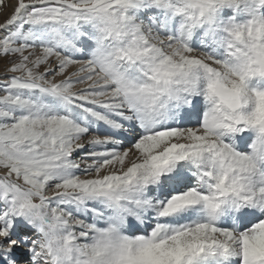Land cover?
<instances>
[{"label": "snow or ice", "instance_id": "1", "mask_svg": "<svg viewBox=\"0 0 264 264\" xmlns=\"http://www.w3.org/2000/svg\"><path fill=\"white\" fill-rule=\"evenodd\" d=\"M0 57V264H264V0H16Z\"/></svg>", "mask_w": 264, "mask_h": 264}, {"label": "rangeland", "instance_id": "2", "mask_svg": "<svg viewBox=\"0 0 264 264\" xmlns=\"http://www.w3.org/2000/svg\"><path fill=\"white\" fill-rule=\"evenodd\" d=\"M5 3L8 5V7L0 9V23H4L5 20L9 17L13 10V7L16 4V0H5ZM6 63L7 60L0 57V75H2L3 67Z\"/></svg>", "mask_w": 264, "mask_h": 264}]
</instances>
